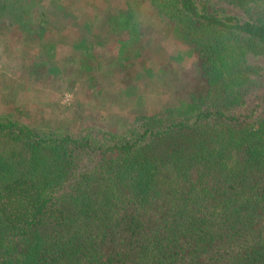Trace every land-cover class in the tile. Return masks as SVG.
<instances>
[{
    "label": "trees",
    "instance_id": "trees-1",
    "mask_svg": "<svg viewBox=\"0 0 264 264\" xmlns=\"http://www.w3.org/2000/svg\"><path fill=\"white\" fill-rule=\"evenodd\" d=\"M46 1L0 0L35 83L137 79L146 11L187 39L194 79L158 69L169 101L120 127L0 113V264H264V0L125 2L100 22Z\"/></svg>",
    "mask_w": 264,
    "mask_h": 264
},
{
    "label": "rangeland",
    "instance_id": "rangeland-1",
    "mask_svg": "<svg viewBox=\"0 0 264 264\" xmlns=\"http://www.w3.org/2000/svg\"><path fill=\"white\" fill-rule=\"evenodd\" d=\"M59 0H47L46 5L55 6ZM71 9H85L91 17L108 18L111 10L122 3L137 6L145 10L146 0H64ZM217 6L229 11L226 4ZM148 13V15H147ZM147 30L142 36L143 51L130 64L131 77L135 71L140 76L133 80L128 74H106L102 69L96 70L98 85L91 87L87 79L80 78L73 89L67 90L59 82L44 79L34 82L27 77L21 63L31 56H22L16 44L5 46V34H0V113H9L27 123L58 124L78 129L88 124L105 128L120 127L122 122L131 120L135 115H151L166 105L170 92L166 82L172 77L180 76L178 86L187 79H194L191 66L194 55L187 47L183 34L165 23L157 20L150 12L144 13ZM150 15V16H149ZM16 46V47H15ZM66 45H58L54 50L57 56L67 52ZM61 55V56H62ZM55 57V56H54ZM58 58V57H57ZM21 59V60H20ZM142 59L148 64L143 68ZM153 62V63H152ZM146 69V70H145ZM160 69L173 74L161 73ZM191 79V81H192ZM131 84L135 92L128 94ZM189 86V84H184ZM127 93V94H126ZM126 118V119H125Z\"/></svg>",
    "mask_w": 264,
    "mask_h": 264
}]
</instances>
